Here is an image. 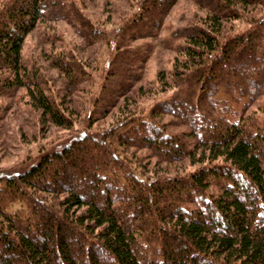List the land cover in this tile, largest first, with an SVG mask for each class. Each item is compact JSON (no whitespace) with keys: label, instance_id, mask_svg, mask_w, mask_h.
<instances>
[{"label":"trees","instance_id":"trees-1","mask_svg":"<svg viewBox=\"0 0 264 264\" xmlns=\"http://www.w3.org/2000/svg\"><path fill=\"white\" fill-rule=\"evenodd\" d=\"M77 1L4 0L0 5V97L24 89L42 116L63 127L72 119L53 104L55 97L25 64L21 49L42 18L66 19L90 42L101 38ZM154 1L139 2L122 28L129 37L158 28L174 2ZM208 3L216 12L206 20L213 32L189 24L170 38L182 39L175 48L183 52L172 69L170 97L156 101L147 115L123 117L103 133L78 131L24 170L0 175V264H264V124L250 115L229 120L224 114L232 108L217 95L225 89L234 102L245 99L244 109L264 93V14L222 42L215 24L228 7L220 0ZM132 48L127 59L146 61ZM136 64L131 76L114 72L103 98L107 105L131 89L127 78H137L142 68ZM74 82L69 75L66 87L72 89ZM161 112L188 129L169 131L155 118ZM124 144L148 147L161 161L192 157L195 144L203 149L193 171L143 177L115 152ZM40 190L66 195L48 200Z\"/></svg>","mask_w":264,"mask_h":264},{"label":"rangeland","instance_id":"rangeland-1","mask_svg":"<svg viewBox=\"0 0 264 264\" xmlns=\"http://www.w3.org/2000/svg\"><path fill=\"white\" fill-rule=\"evenodd\" d=\"M3 1L0 0V5ZM140 1H77L93 26L100 30L102 37L94 42L83 37L73 24L63 18L39 19L25 36L21 49L25 64L32 71L36 70L35 73L46 84L48 92L55 97L53 104L62 112L64 110L72 119V124L67 127L55 125L49 118L42 116L40 110L33 107L24 89L12 97H0V175L24 170L47 149L59 145L78 131L103 133L123 117L133 118L139 112V116L147 115L156 101L172 95V69L183 58V52L175 48L182 39L170 38H173L178 28L189 24L202 25L211 30L206 20L216 12L208 0H174L158 28L146 29L144 36L131 38L122 28L139 9ZM220 1L229 3L227 7H231L226 8L227 15L218 18L215 24L219 28L215 34L220 35L222 42L245 31L252 24L255 25L264 14V0H242L243 4L237 0ZM132 47L137 48L138 55H146V61L136 59L142 65L140 75L134 79L127 78L132 82L131 89L120 95L113 104L107 105L104 99L107 86L110 87L113 82L114 72H118V77L126 72L131 76L133 66L138 65L135 60L127 59V55L134 53ZM133 57L135 59V55ZM58 60L62 61V65L56 63ZM109 65L113 68H108ZM123 68L124 72L121 71ZM69 75H74L76 80L72 89H68L65 83ZM217 95L232 108L231 112L224 114L229 120L250 115L264 124V93L244 109L241 105L245 99L236 103L223 90ZM155 118L169 131L188 129L185 124L173 123L174 116L169 113H158ZM202 149L200 144H195L192 157L172 161L159 160L148 147L129 144L122 145L120 152L116 148L115 152L143 177H150L195 170L199 165L197 160L202 157ZM39 193L48 200H57L66 195L64 192L41 190ZM128 218L125 217L124 221Z\"/></svg>","mask_w":264,"mask_h":264},{"label":"bare ground","instance_id":"bare-ground-1","mask_svg":"<svg viewBox=\"0 0 264 264\" xmlns=\"http://www.w3.org/2000/svg\"><path fill=\"white\" fill-rule=\"evenodd\" d=\"M154 1V0H153ZM157 1H159V0H157ZM162 1V0H161ZM170 1V0H169ZM173 1V0H172ZM144 2H146V1H144ZM155 2V1H154ZM164 2H167V1H164ZM143 3V2H142ZM168 4V3H167ZM220 4V3H219ZM229 4V3H228ZM152 5V4H151ZM161 5H162V3H161ZM164 5V4H163ZM223 5V4H222ZM224 5H226L227 6V3L226 4H224ZM223 5V6H224ZM160 6V5H159ZM166 6V5H165ZM228 7H230V6H228ZM160 8V7H159ZM231 8V7H230ZM144 9V8H143ZM147 9V8H146ZM153 9V8H152ZM156 10V9H155ZM154 10V11H155ZM161 10V9H160ZM163 10V9H162ZM161 10V11H162ZM230 10V9H229ZM153 11V10H152ZM157 11V10H156ZM225 11V10H224ZM223 12V11H222ZM148 13V12H147ZM155 12H153V14L152 15H155L156 16V14L157 13H155ZM219 13V12H218ZM217 13V14H218ZM151 14V13H150ZM160 15H162V14H160ZM159 15V16H160ZM158 16V15H157ZM154 17V16H153ZM152 18V17H151ZM160 18V17H159ZM146 19V18H145ZM154 19V18H153ZM157 19V18H156ZM160 20V19H159ZM157 22V21H156ZM159 22V21H158ZM149 23V22H148ZM152 23V22H151ZM154 24H155V22H154ZM145 31V30H144ZM132 32V31H131ZM138 32H139V30H138ZM141 32V31H140ZM142 33V32H141ZM132 34V33H131ZM130 35V34H129ZM132 36V35H131ZM220 36V35H219ZM222 36V35H221ZM127 38V37H126ZM227 38V37H226ZM224 39V38H223ZM179 42V41H178ZM186 43H188V42H186ZM175 44V43H174ZM147 47V46H146ZM243 47V46H242ZM126 49V48H125ZM230 50V49H229ZM241 51V50H240ZM138 53V52H137ZM234 53V52H233ZM134 54V53H133ZM140 54V53H139ZM232 55H235V54H232ZM145 56V55H144ZM144 56H142V57H144ZM236 56H239V55H236ZM241 56V55H240ZM254 56V55H253ZM242 57V56H241ZM240 57V58H241ZM246 57V56H245ZM136 58V57H135ZM141 58V57H140ZM243 58H244V56H243ZM145 59V58H144ZM236 60H237V58H236ZM226 62V61H225ZM238 62H239V59H238ZM232 64H234V63H232ZM136 67V66H135ZM215 67V66H214ZM213 67V68H214ZM207 68V67H206ZM209 68V67H208ZM208 68H207V71H208ZM249 68V67H248ZM203 70H204V68H203ZM240 69H238V70H236L237 72L239 71ZM246 71V70H245ZM244 71V72H245ZM184 72V71H183ZM193 73H195L194 71H192ZM185 73H187V72H185ZM201 73H202V71H201ZM247 73V72H246ZM189 74V73H188ZM220 74V73H219ZM237 74V73H236ZM190 75H192V74H190ZM241 75V74H240ZM242 75H243V73H242ZM245 75V74H244ZM206 76V75H205ZM208 76V75H207ZM239 76V75H238ZM237 76V77H238ZM246 76V75H245ZM217 77V76H216ZM248 77V76H247ZM172 78V77H171ZM198 78V77H197ZM175 79V78H174ZM213 79V78H212ZM221 79V78H220ZM240 79H241V77H240ZM180 80V79H179ZM183 80H184V78H183ZM188 80V79H187ZM211 80V79H210ZM246 80H248L250 83H252L253 81H250V79H245V81ZM171 81V80H170ZM194 81V80H193ZM213 81V80H212ZM255 81V80H254ZM257 81V80H256ZM173 82V81H172ZM186 82V81H185ZM200 82H202V81H200ZM204 82V81H203ZM225 82H227V80L225 81ZM235 82V81H234ZM234 82H233V84H234ZM239 82V81H238ZM241 82H242V79H241ZM175 83V82H174ZM183 83V82H182ZM181 83V84H182ZM192 83V82H191ZM212 83V82H211ZM210 83V84H211ZM218 83V82H217ZM245 83V82H244ZM209 84V83H208ZM214 84V83H213ZM98 85V84H97ZM187 85H188V83H187ZM230 85V84H229ZM182 86V85H181ZM202 86V85H201ZM206 86H207V84H206ZM209 86H211V85H209ZM215 86V85H214ZM238 86V85H237ZM236 86V88L238 89V87ZM104 88V87H103ZM186 89V88H185ZM213 89V88H212ZM229 89V88H228ZM189 90V89H188ZM195 90V89H194ZM208 90H209V87H208ZM216 90V89H215ZM218 90V89H217ZM225 90V89H224ZM223 90V91H224ZM232 90V89H231ZM187 91V90H186ZM211 91V90H210ZM214 91V90H213ZM189 92V91H188ZM189 93H192L191 91L189 92ZM188 93V94H189ZM214 93V92H213ZM210 94H212L211 92H210ZM192 95V94H191ZM194 95V94H193ZM200 97V96H199ZM234 97V96H233ZM187 98H188V96H187ZM190 98V97H189ZM188 98V99H189ZM197 98H198V96H197ZM235 98V97H234ZM209 99V98H208ZM236 99V98H235ZM200 100H201V97H200ZM203 100V99H202ZM212 100V99H211ZM107 101V100H106ZM111 101V100H110ZM184 101V100H183ZM198 101V100H197ZM237 101V100H236ZM187 102V101H186ZM206 102V101H205ZM216 102V101H215ZM178 103H180V102H178ZM199 103V102H198ZM201 103H202V101H201ZM221 103V102H220ZM181 104V103H180ZM183 104V103H182ZM183 105H185V104H183ZM183 105H181V106H183ZM198 105V104H197ZM212 105H214V104H212ZM205 106V105H204ZM192 107V106H191ZM196 107V106H195ZM194 107V108H195ZM206 107H207V102H206ZM223 107V106H222ZM229 107V106H228ZM231 107V106H230ZM162 108V107H161ZM160 108V109H161ZM225 108V107H224ZM227 108V107H226ZM166 109V108H165ZM183 110V108H180V110ZM187 109H188V107H187ZM196 109V108H195ZM203 109V108H202ZM223 109V108H222ZM192 111H193V109H192ZM195 111V110H194ZM210 111V110H209ZM228 111V110H227ZM168 112H169V110H168ZM175 112V111H174ZM185 112V111H184ZM183 112V113H184ZM189 112H191V111H189ZM220 112V111H219ZM171 113H173V112H171ZM193 113V112H192ZM174 114V113H173ZM177 114V113H176ZM175 114V115H176ZM208 114V113H207ZM199 115V114H198ZM178 116V115H177ZM189 116V115H188ZM188 116H185V118L186 117H188ZM206 116V115H205ZM183 117H184V114H183ZM191 117V116H190ZM195 117V116H194ZM178 118H179V116H178ZM201 119H202V117H200ZM184 119V118H183ZM188 120H189V118H187ZM194 119V118H193ZM193 119H191V121H190V124H191V122H192V120ZM170 121V120H169ZM174 121V120H173ZM182 121H184V120H182ZM182 121H181V123H182ZM211 121V120H210ZM167 122V121H166ZM171 123H172V121H170ZM197 122V121H196ZM195 122V123H196ZM199 122V121H198ZM221 122V121H220ZM169 123V122H168ZM174 123V122H173ZM200 123V122H199ZM209 123V122H208ZM213 123V122H212ZM207 124V123H206ZM222 124V123H221ZM196 125V124H195ZM160 126V125H159ZM213 126V125H212ZM140 127V126H139ZM200 127V126H199ZM137 128V127H136ZM142 128V127H141ZM195 128H197V127H195ZM199 129H202L201 127L199 128ZM133 130V129H132ZM141 130V129H140ZM196 131V130H195ZM212 131V130H211ZM124 132V131H123ZM136 132V131H135ZM149 132V131H148ZM201 132V131H200ZM196 134V133H195ZM202 134V133H201ZM131 135V134H130ZM137 135V134H136ZM180 135V134H179ZM128 136V135H127ZM175 136V135H174ZM177 136V135H176ZM123 138H124V135L122 136ZM139 137H140V135H139ZM148 137V136H147ZM166 137V136H165ZM182 137H184V136H182ZM136 138H137V136H136ZM179 138V137H178ZM186 139V138H185ZM140 140V139H139ZM159 140V139H158ZM166 140V139H165ZM181 140V139H180ZM127 141H128V139H127ZM144 141V140H143ZM146 141V140H145ZM155 141V140H154ZM164 141V140H163ZM162 141V142H163ZM174 141V140H173ZM185 141V140H184ZM209 141V140H208ZM129 143V142H128ZM149 143V142H148ZM147 143V144H148ZM173 143V142H172ZM154 144H156V143H154ZM163 144V143H162ZM150 145V144H149ZM148 146V145H147ZM151 147V146H150ZM157 147H159V146H157ZM171 147H173L172 145H171ZM173 149H174V147H173ZM179 149V148H178ZM111 150V149H110ZM181 150V149H180ZM163 151V150H162ZM165 151V150H164ZM114 154V153H113ZM116 154V153H115ZM59 156H60V154H59ZM115 156V155H114ZM173 156V155H172ZM172 158V157H171ZM180 158V157H179ZM115 160V159H114ZM119 162V161H118ZM117 163V162H116ZM120 163H122V162H120ZM107 164V163H106ZM123 164V163H122ZM115 165V164H114ZM117 166V165H116ZM126 167V166H125ZM128 167V166H127ZM109 170V169H108ZM123 170V169H122ZM132 173V172H131ZM129 174V173H128ZM121 176H122V174H121ZM132 176H134V175H132ZM126 178V177H125ZM128 178V177H127ZM135 182V181H134ZM138 182V181H137ZM147 182V181H146ZM140 184V183H139ZM138 184V185H139ZM136 185V184H135ZM162 193V192H161ZM163 194V193H162ZM161 194V195H162ZM160 195V194H159ZM166 196V195H165ZM176 196V195H175ZM171 197V196H170ZM174 197V196H173ZM176 199V198H175ZM166 200V199H165ZM190 200V199H189ZM159 201V200H158ZM171 201V200H170ZM162 203H163V201H161ZM169 203V202H168ZM153 204H155V203H153ZM159 204V203H158ZM154 207V206H153ZM144 208V207H143ZM163 208V207H162ZM151 210V209H150ZM161 210V209H160ZM170 211V210H169ZM176 212V211H175ZM191 213V212H190ZM152 214V213H151ZM160 231V230H159ZM162 232V231H161ZM149 233V232H148ZM155 233V232H154ZM151 234V233H150ZM157 234V233H156ZM146 237H147V235H146ZM159 238V237H158ZM166 238V237H165ZM158 240V239H157ZM167 241V240H166ZM154 256V255H153ZM153 256H152V259H153ZM146 257V256H145ZM151 258V257H150ZM152 259H150V260H152ZM155 259V258H154ZM161 261V260H160Z\"/></svg>","mask_w":264,"mask_h":264}]
</instances>
